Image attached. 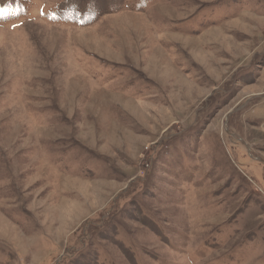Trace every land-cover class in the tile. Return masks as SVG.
<instances>
[{
    "label": "rangeland",
    "instance_id": "1",
    "mask_svg": "<svg viewBox=\"0 0 264 264\" xmlns=\"http://www.w3.org/2000/svg\"><path fill=\"white\" fill-rule=\"evenodd\" d=\"M9 6L0 264H264V0Z\"/></svg>",
    "mask_w": 264,
    "mask_h": 264
},
{
    "label": "snow or ice",
    "instance_id": "2",
    "mask_svg": "<svg viewBox=\"0 0 264 264\" xmlns=\"http://www.w3.org/2000/svg\"><path fill=\"white\" fill-rule=\"evenodd\" d=\"M21 11L23 9H20ZM10 14V6L9 7H0V17H6ZM11 14H15V9L12 10Z\"/></svg>",
    "mask_w": 264,
    "mask_h": 264
},
{
    "label": "water",
    "instance_id": "3",
    "mask_svg": "<svg viewBox=\"0 0 264 264\" xmlns=\"http://www.w3.org/2000/svg\"><path fill=\"white\" fill-rule=\"evenodd\" d=\"M263 96H264V95H263ZM242 106H243V105L237 107L235 110L241 108ZM235 110H234V111H235ZM239 140L245 145V147L247 148V151L249 152V147L246 145V143H245L242 139H240V138H239ZM256 159L261 160V158H256Z\"/></svg>",
    "mask_w": 264,
    "mask_h": 264
}]
</instances>
